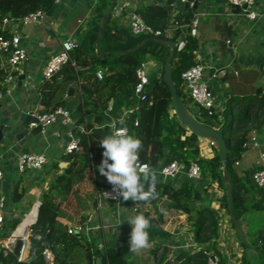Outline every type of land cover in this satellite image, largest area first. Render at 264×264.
I'll return each mask as SVG.
<instances>
[{
	"label": "crops",
	"instance_id": "1",
	"mask_svg": "<svg viewBox=\"0 0 264 264\" xmlns=\"http://www.w3.org/2000/svg\"><path fill=\"white\" fill-rule=\"evenodd\" d=\"M92 1L60 0L55 2L52 12L45 18L26 25L17 23L18 32L27 50V58L15 76L11 92L5 94L0 103V124L9 127L0 140V167L3 170V176L0 178V197L3 200L7 233V236L0 238V246L13 251L16 239L27 235L30 224L36 219L41 201L39 196L42 193V199L45 198L50 204L59 205V219L62 222L67 225L82 223L89 226L87 233L96 248L103 249L106 246L120 248L127 264H161L167 258L171 260L170 264H173V255L178 254L179 258L183 259L186 252L197 251L199 244L194 239L187 213L168 207L169 197L163 196L159 200L160 202L165 197L169 198V203L160 216L157 215L158 206L155 209L152 199L136 203L131 200L126 202L121 199L109 200L101 194L102 190L97 192L94 171H90L70 190L58 185L44 192L55 175L67 164L63 159L66 154L64 151L66 143L71 136L77 134L76 128L84 127L83 123L77 125L75 121L81 116L78 109L80 97L77 82L72 91L69 90V86L73 81L65 86L63 92L59 89L58 97L53 99V102L60 98L64 99V106L74 120L72 125H65L56 120L49 124L44 132H40L37 127L30 126L33 115L28 111L41 112L49 108L41 102L43 66L50 55L61 48L63 40L71 37L80 38L92 25L96 14ZM161 1L115 0L110 14L117 23L128 25L130 9L134 7L138 10L148 3ZM105 3L106 12L110 0H105ZM185 8L184 2L172 3L170 19L173 20L172 17L176 13H182ZM192 13V18L196 16L198 22L196 34L191 35L197 39L196 49L204 65L203 77L215 94L218 116L213 117L212 121L219 127L226 115L240 117L248 107V121L245 123L233 121L229 128L231 143L242 135H245L246 139L238 155L232 158L231 166L243 186L241 193L247 203L237 218L247 240L253 243L254 240L264 238L262 190L251 179L252 171L256 168L255 161L264 151V12L261 11L256 18L250 19L242 8L237 11L228 0H198ZM101 17L97 16L98 22ZM95 51L98 52V48H95ZM146 65L148 72L159 74V63L155 59H147ZM19 75L21 76L18 77ZM126 103L127 96L121 93L108 99L102 114L103 120L94 124L100 135V138H96L98 143L112 131L108 125L113 121L122 120L125 122L123 125L131 122L133 113L128 109L132 103L130 106ZM94 115V112L86 114L85 121H93ZM208 139L198 136L197 157L209 158L213 149L217 147L216 140L210 146L207 143ZM21 152H41L47 160L40 168L19 171L17 161ZM168 153V148L165 147L164 155ZM163 158L158 166L151 169L154 175L159 173ZM187 180L193 181L197 187V197L194 193L196 208L210 206L214 209L218 222L216 253L224 256V264H258L256 255L239 239L229 212L221 205L223 189L218 181H210L209 178L192 179L183 167L172 176H157L156 185L161 181H168L172 187H177ZM102 184V180H99V187H102ZM140 213L150 220V224L156 222L158 217H162L159 224L164 230H168L171 236L151 239L147 248L133 253L129 251L128 243L131 225L126 220L129 216ZM13 217H18V222L14 227H10ZM12 237H15V242L10 244L8 239ZM157 245H160L158 250ZM164 247L167 248V256L162 258ZM196 259L193 257L190 262ZM261 264H264L263 259Z\"/></svg>",
	"mask_w": 264,
	"mask_h": 264
},
{
	"label": "trees",
	"instance_id": "2",
	"mask_svg": "<svg viewBox=\"0 0 264 264\" xmlns=\"http://www.w3.org/2000/svg\"><path fill=\"white\" fill-rule=\"evenodd\" d=\"M96 1L94 4L96 14L92 20V25L79 38L77 46L70 51V59L63 63L50 77L43 76L40 85L41 102L44 106L49 107L47 110H50L58 105L64 106L63 98L54 102L53 99L58 97L59 89L63 92L67 84L76 81L79 87L80 102L78 109L81 116L75 121L77 125L80 123L84 125L82 129L76 128L79 135L78 147L63 156L67 164L60 173L55 175L54 180L44 192L50 191L58 185L70 190L90 171L95 173L94 180L97 192L109 185L106 178L99 175L96 167L101 161L103 149L96 140V138H100V135L94 124L103 120L102 114L106 109L108 99L117 93L127 96V106L133 103L132 92L137 79L136 68L146 62L147 59H155L159 63V74L152 78L147 97L137 100L138 106L135 111L137 124L134 125L132 121L128 124L130 127L129 134L142 141L139 160L147 161L152 168L158 166L163 157L162 163L173 158L182 160L184 168H187L192 159L196 160L200 165L201 179L209 178L210 181H218L222 187L221 205L228 212V198L222 177V164L219 162L218 142L216 141L217 147L213 149L209 158L197 157L199 151L198 135L177 117L171 103L170 90L163 78V63L170 49L164 40H171L176 44L179 39H184V46L180 50L175 48L170 64L176 90L191 114L197 116L204 123L216 125L212 118L217 117L218 113L215 112L209 116L204 111H198L189 101L180 75L182 70L195 61L193 49L197 47V39L190 34L193 7H186L182 13H176L172 17L175 22L170 19V5L173 0L148 3L139 8L138 11L145 21L161 29V34L157 37L164 40L157 41L153 39V35L132 33L128 25L117 23L111 14L101 29L97 16H105L106 3L105 0ZM54 5V0H0V21L3 16L18 18L37 8H41L49 14ZM100 30L101 35L98 37ZM0 33L9 35V32L2 30L1 27ZM144 37H148V39L137 49L121 52V50L136 45ZM95 48H98V52L95 51ZM98 67L107 68L101 78H97L94 74ZM3 76L4 70L0 63V87ZM247 109L248 107L244 109V113L240 117L226 115L219 124L228 148L225 170L231 176L232 204L236 217L246 208L247 203L241 193L243 186L238 181L231 162L232 158L238 155L246 139L245 135H242L241 138L231 143L229 125L233 121L247 122L249 119ZM91 112L95 113L93 121H85V115ZM118 122L117 125L125 123L120 124ZM85 130H89V132ZM165 147L169 151L166 156L164 155ZM99 180L103 182L102 187H99ZM154 189L156 195L152 202L154 200L155 209L161 197H169L168 207L180 209L187 213L194 239L199 244L197 251L186 252L183 259L179 258L178 254L173 255V264H205L203 250L212 249L218 253L216 249L218 222L214 209L210 206L196 208L194 193L197 187L191 180L184 181L177 187H172L168 181H161ZM16 192L17 186L14 190L15 194ZM58 207V204H50L43 198L39 203L36 219L29 226V257L18 259L17 254L13 251L0 246V264H95L99 252L101 253L102 264H127L120 248L106 246L103 249H98L84 230H80L79 235L75 232H68L67 223L59 219ZM161 220L162 217H158L156 222L150 224L147 229L149 240L171 236L168 230H164L160 226ZM17 222L18 217H13L9 226L14 227ZM0 235L2 237L7 236L6 226ZM159 247L160 245H157L156 250ZM44 249L52 252V263L45 259ZM166 256L167 248L164 247L161 257L165 258ZM193 257L197 259L191 263L190 260ZM219 262L224 264V256L221 253H219Z\"/></svg>",
	"mask_w": 264,
	"mask_h": 264
},
{
	"label": "built area",
	"instance_id": "3",
	"mask_svg": "<svg viewBox=\"0 0 264 264\" xmlns=\"http://www.w3.org/2000/svg\"><path fill=\"white\" fill-rule=\"evenodd\" d=\"M58 2L60 0H54ZM181 1L187 3L189 7H192L195 2L198 0H173ZM96 0H93V6L96 3ZM231 4L239 5L246 16L250 19L256 18L261 11L264 12V0H228ZM245 4V6H243ZM47 16V13L41 9L37 8L31 10L18 18H13L10 16H3L0 21V27L2 30L9 32V35L0 33V63L4 70V76L2 79V85L0 87V103L3 96L7 93H10L12 90L13 82L16 74L21 70L22 63L27 58V50L25 45L22 42L21 35L17 29V23L19 22L22 25L30 24L37 22ZM192 25L190 27V34L195 35L197 32V22L198 19L196 16L192 18ZM128 26L132 33L135 34H149L153 36H158L161 34V29L159 27H154L152 24L144 20L141 13L136 9L132 8L128 11ZM79 38L71 37L63 40L61 48L50 55L47 59L45 65L42 69V74L45 77H50L54 72H56L60 66L67 62L70 59V51L77 46ZM185 44L184 39H179L175 44V48L180 50ZM194 54V63L181 71V78L183 80L185 93L188 96L189 101L197 108L198 111H204L207 115L212 116L216 112L215 108V94L203 77V67L200 60V55L197 49H193ZM107 71L106 67H98L95 70V75L97 78H101ZM136 82L132 92L133 103L129 107V111L132 114V123L137 124V118L135 117V111L137 110V100L144 99L147 97L148 92L150 91V82L152 78L156 75L151 74L147 71L146 62H143L136 68ZM111 102V99L109 100ZM29 114L33 115L32 120L30 121V126L37 127L40 132H44L46 127L52 122L59 120L65 125H72L74 120L65 106H55L54 108L46 111L36 112L28 111ZM126 128L129 133L130 127L128 125L117 126ZM87 131V130H85ZM208 145H213L215 139L207 137ZM79 136L77 134L70 137L69 141L64 147L66 153H71L78 147ZM46 156L41 152H21L18 156L17 168L19 171H24L28 168H40L46 162ZM140 161V160H139ZM142 165H150L147 161H140ZM256 168L252 171L251 179L253 183L261 188L262 198L264 202V151L259 154V157L255 161ZM184 162L180 159L173 158L172 160L162 163L158 169L160 175L164 177L172 176L178 170L183 169ZM187 175L192 179H201L200 165L194 159H192L187 168ZM3 176V170L0 167V178ZM111 191V186L108 185L106 188H103L101 194L108 198L109 200L117 201L119 199H112L106 192ZM5 217L3 212V200L0 197V234L5 228ZM68 232H75L84 230L87 232L89 226H86L82 223L77 224H68ZM2 236L0 235V238ZM28 231L27 235L24 234L21 236V245L17 253L18 259H25L29 257L28 254ZM3 238V237H2ZM15 242V237L9 238L8 243L13 244ZM5 248V247H4ZM205 255V264H220L219 255L214 252L212 249L203 250ZM43 254L45 259L52 263L53 254L50 250L44 249Z\"/></svg>",
	"mask_w": 264,
	"mask_h": 264
},
{
	"label": "clouds",
	"instance_id": "4",
	"mask_svg": "<svg viewBox=\"0 0 264 264\" xmlns=\"http://www.w3.org/2000/svg\"><path fill=\"white\" fill-rule=\"evenodd\" d=\"M118 123L123 124V121ZM112 131L99 141L103 149L101 161L97 165L100 176L106 178L111 186V191L106 192L112 199L123 201L147 202L155 198V189L149 184L145 190L143 180L151 177L155 179L154 173L148 165H142L139 161V151L142 148V141L127 132L124 127H117L113 121L108 125ZM143 178V180H142ZM131 225L129 234V251L136 253L149 246L150 220L143 213L131 215L127 218Z\"/></svg>",
	"mask_w": 264,
	"mask_h": 264
},
{
	"label": "water",
	"instance_id": "5",
	"mask_svg": "<svg viewBox=\"0 0 264 264\" xmlns=\"http://www.w3.org/2000/svg\"><path fill=\"white\" fill-rule=\"evenodd\" d=\"M115 0H110V3L107 7V10L105 12V16L101 17L99 20V24L100 27L102 29V27L104 26L108 16L111 13V9H112V5L114 3ZM161 1V0H158ZM196 3H194L193 7H196ZM232 6L239 11L241 9V7L237 4H232ZM245 6V4L243 5ZM185 7H188V4L185 3ZM101 35V30L98 34V37ZM148 39V37H144L139 43H137L136 45L126 49V50H121V52H127V51H132L134 49H137L138 47H140L146 40ZM153 39L157 40V41H163L164 39L161 37H157L154 36ZM170 47L169 52L164 60L163 63V78L164 81L166 82L170 93H171V103L172 106L177 114V117L179 118V120L184 123L191 131L195 132L198 136L201 137H211L214 138L219 145V162L222 164V177H223V181H224V185L226 188V193H227V198H228V212H229V217L231 219V221L233 222L235 228L237 229L238 232V237L239 239L249 247V249L256 255L257 259H258V264L262 263V259L264 260V238L261 237L257 240H254L253 243L249 242L246 238V234L245 231L239 221V219L236 217L234 210H233V193H232V181H231V176L230 174L225 170V163H226V159L228 156V148H227V143L225 141V138L223 137V133L222 130L219 127L216 126H212L210 124L204 123L202 121H200L198 119L197 116L191 114L188 111L187 105L184 102V100L182 99V97L179 95V93L176 90V86L175 83L173 81L172 78V72H171V59L172 56L174 54L175 51V42L171 41V40H164ZM21 75H19L18 77H20ZM76 81H73L70 86H69V90L72 91L74 85H75ZM28 121V118H26V122ZM9 129V127L5 124H0V140L3 136V133ZM150 168H152L150 166ZM160 173H157L155 175V179L153 180L151 177H149L147 180H144V184H145V189H148L149 184H151L153 187H155L156 183H157V176H159ZM198 195V191L195 192V197H197ZM43 194L41 193L39 196V200H42ZM169 203V198L165 197L163 198L158 205V210H157V215L160 216L161 213L165 210L166 206ZM75 234L79 235V231H75ZM21 245V238L18 237L16 239V242L14 244L13 247V252L15 254L18 253V250L20 248ZM171 260L169 258L165 259L164 262H162L161 264H170ZM95 264H102V260H101V253L99 252L97 254V258H96V263Z\"/></svg>",
	"mask_w": 264,
	"mask_h": 264
}]
</instances>
